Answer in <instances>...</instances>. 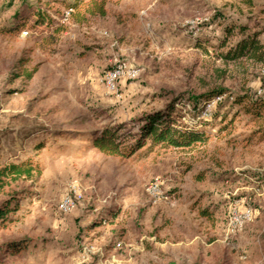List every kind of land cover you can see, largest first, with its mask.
<instances>
[{"label": "rangeland", "instance_id": "rangeland-1", "mask_svg": "<svg viewBox=\"0 0 264 264\" xmlns=\"http://www.w3.org/2000/svg\"><path fill=\"white\" fill-rule=\"evenodd\" d=\"M106 1L107 15L84 24L56 5L58 14L49 11L53 26L40 28L34 27L32 13L45 7L40 2H0V157L32 155L44 166L26 185L32 194L20 201L19 220L0 231V242L29 238L32 243L20 254H4L2 261L264 264V142L243 145L240 134L249 116L234 101L245 91L260 96L264 68L245 79L230 66L227 78L218 81L216 70L225 65L215 55L227 24L243 22L250 13L251 26H264V0H256L252 11L242 7L243 13L234 0ZM17 25L16 34L4 33ZM58 27L62 31L56 33ZM120 62L130 70L117 96L102 76ZM33 68L37 72L28 80L26 71ZM214 83L232 97L213 119H195L194 106L200 103L195 97ZM173 104L179 122L200 121L210 137L207 145L123 158L102 153L91 142L96 131L121 124L136 134L144 114ZM232 118L238 143L227 141L228 133H217ZM38 126L44 129L30 134ZM43 140L46 148L37 155L33 145ZM211 155L224 168L212 165ZM187 164L192 165L188 172ZM201 170L208 171L198 181ZM156 177L163 180L164 192L157 201L147 191ZM66 196L75 202L68 213L60 210ZM232 206L250 208L254 215L238 234L228 236ZM202 211L213 219L202 217Z\"/></svg>", "mask_w": 264, "mask_h": 264}, {"label": "trees", "instance_id": "trees-1", "mask_svg": "<svg viewBox=\"0 0 264 264\" xmlns=\"http://www.w3.org/2000/svg\"><path fill=\"white\" fill-rule=\"evenodd\" d=\"M4 1V0H0ZM12 1V0H11ZM43 4L45 7H37L33 10L35 16L34 27L53 26L52 16L49 14L54 6L63 7L65 11H70L68 18L78 24H84L91 17H105L107 15L106 0H35ZM243 13V8L250 11L256 8V0H234ZM11 3V2H10ZM243 7V8H242ZM58 14L59 10H53ZM1 12V10H0ZM221 13L215 14L212 20L215 21ZM246 20L243 22H231L225 26L224 36L219 40L218 52L215 54L217 59L224 63L225 68H217L218 81L227 78L228 68L233 69L242 74L245 79L256 69L264 68V41L261 35L264 33V26L258 23L251 26L253 15L246 14ZM24 25V23L22 24ZM19 26L4 30V33L16 34ZM56 33L62 31L61 28L54 29ZM54 37V35L50 36ZM22 61V60H21ZM20 61V63H21ZM37 72V68L26 71V78L32 80ZM246 81V80H245ZM204 93L195 97L200 101L199 106H194L196 113L193 117L199 118L203 116V112L207 102L218 96H224L217 106L212 110L211 119L216 115L220 105L225 103L230 97L229 89L222 84L214 83ZM253 97L248 91L238 94L235 103L241 105L244 115L249 116V120L241 130L243 145L249 146L264 142V94ZM227 99V100H226ZM175 104L171 105L167 110L151 111L144 114L140 121L142 122L136 134L126 132L124 125H116L105 127L101 131H96L91 138L93 146L100 152L120 156L123 158H133L140 154L145 156L159 148L173 149H193L197 144L207 145L210 137L205 131L199 128L200 121L193 124H183L173 116ZM239 115L238 113L235 117ZM180 119V118H179ZM43 127H34L30 129V134H34ZM237 126L235 119L232 118L226 124L221 125L218 129V135L228 133L227 141L230 143H238ZM51 135H56L53 130L49 131ZM70 133L69 131L64 132ZM236 135V136H235ZM241 141V142H242ZM47 142L37 141L33 145V151L39 155L40 151L46 148ZM208 155V153L206 154ZM212 165L219 169L224 168V163L215 156L208 157ZM187 172L192 169L191 164H187ZM44 166L41 162L29 155L24 159L5 161L0 157V231L9 227L10 224L19 220L17 213L20 209V201L30 192L26 186L36 176L43 173ZM208 170H201L195 175L198 181L205 179V173ZM30 194H32L30 192ZM172 195V194H171ZM116 210H111L112 218L116 217ZM202 217L205 219H213V215L208 211H202ZM159 230V229H158ZM32 240L29 238L9 239L0 242V264H4L2 257L4 254H20L22 250L28 248Z\"/></svg>", "mask_w": 264, "mask_h": 264}, {"label": "built area", "instance_id": "built-area-1", "mask_svg": "<svg viewBox=\"0 0 264 264\" xmlns=\"http://www.w3.org/2000/svg\"><path fill=\"white\" fill-rule=\"evenodd\" d=\"M69 14L70 11H67V17L69 16ZM27 33V31L24 32V34ZM129 70L130 69L128 68L127 64L120 62L104 72L102 76V82L105 84L107 90L110 93L120 96V84L122 80L125 79L129 74ZM257 93H264V73L261 79V86L258 88ZM223 98L224 96H218L215 99L207 102L203 112V117H210L215 104L221 101ZM162 185L163 180L160 177H156L150 182L147 188L148 193L155 201L164 196ZM74 208L75 202L70 196H66L62 199L60 204L61 211L68 213L71 212ZM253 215V211L250 208L242 209L238 206H232L227 218L226 235L233 236L238 234L243 229L245 224L252 221Z\"/></svg>", "mask_w": 264, "mask_h": 264}, {"label": "crops", "instance_id": "crops-1", "mask_svg": "<svg viewBox=\"0 0 264 264\" xmlns=\"http://www.w3.org/2000/svg\"><path fill=\"white\" fill-rule=\"evenodd\" d=\"M158 232H160V231H159V230H156V232H155L154 235H155V236H158ZM155 236H154V237H155ZM154 237H152V238H154Z\"/></svg>", "mask_w": 264, "mask_h": 264}]
</instances>
